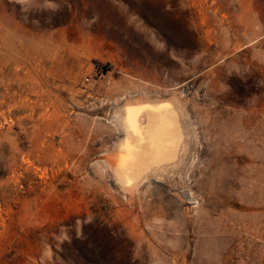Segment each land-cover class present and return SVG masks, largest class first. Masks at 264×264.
<instances>
[{"label":"rangeland","instance_id":"rangeland-1","mask_svg":"<svg viewBox=\"0 0 264 264\" xmlns=\"http://www.w3.org/2000/svg\"><path fill=\"white\" fill-rule=\"evenodd\" d=\"M0 264H264V0H0Z\"/></svg>","mask_w":264,"mask_h":264},{"label":"bare ground","instance_id":"bare-ground-1","mask_svg":"<svg viewBox=\"0 0 264 264\" xmlns=\"http://www.w3.org/2000/svg\"><path fill=\"white\" fill-rule=\"evenodd\" d=\"M131 117H132V115H131ZM130 123H128V124L130 125ZM133 123H134V121H133ZM131 125H132V123H131ZM151 125L152 126L147 127V129H145V130L142 129L140 126H137L138 131H139V133L141 135L140 138L138 139V141H139V144L142 145V148L141 149L139 148L138 150L136 149L137 151H134V152H138V153H134V157L136 159L139 158V157H142V158L158 157L161 154V151H163V149H165L166 145L171 143V140L169 138V126H170V123H169L168 115L166 116L165 114L160 113L158 116H154L153 119H152ZM132 126L136 127L134 124ZM130 128H132V127H130ZM132 130H133V128H132ZM134 131H137V129L135 130V128H134ZM171 138H172V136H171ZM124 145L129 146L130 148L132 147L127 142H125ZM127 154L129 155V153H127ZM162 154L163 155H165V154L167 155V153H162ZM123 162H124V159H123ZM128 162H129V160H128ZM130 165H129V167H130ZM132 167H133V165H132Z\"/></svg>","mask_w":264,"mask_h":264}]
</instances>
